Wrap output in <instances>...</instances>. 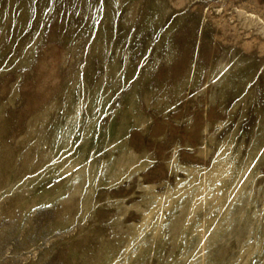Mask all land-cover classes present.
Listing matches in <instances>:
<instances>
[{
	"label": "rangeland",
	"instance_id": "rangeland-1",
	"mask_svg": "<svg viewBox=\"0 0 264 264\" xmlns=\"http://www.w3.org/2000/svg\"><path fill=\"white\" fill-rule=\"evenodd\" d=\"M0 264H264V0H0Z\"/></svg>",
	"mask_w": 264,
	"mask_h": 264
},
{
	"label": "bare ground",
	"instance_id": "bare-ground-1",
	"mask_svg": "<svg viewBox=\"0 0 264 264\" xmlns=\"http://www.w3.org/2000/svg\"><path fill=\"white\" fill-rule=\"evenodd\" d=\"M252 20H256L257 18L254 17V15L250 16Z\"/></svg>",
	"mask_w": 264,
	"mask_h": 264
}]
</instances>
